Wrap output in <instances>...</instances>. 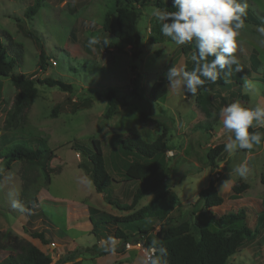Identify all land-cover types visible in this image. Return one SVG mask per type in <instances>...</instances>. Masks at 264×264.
<instances>
[{"label":"rangeland","instance_id":"1","mask_svg":"<svg viewBox=\"0 0 264 264\" xmlns=\"http://www.w3.org/2000/svg\"><path fill=\"white\" fill-rule=\"evenodd\" d=\"M35 1L38 5L36 13L33 17H25V8L33 7ZM99 1L0 0V38L19 50L21 72L40 79L49 77L72 87V93H68L36 86L37 98L24 110L26 129L8 132L4 128L5 121L13 111L17 91L9 80L0 81V147L1 144H18L35 149L36 143L31 139L43 138L53 153L47 168L50 183L36 195L38 202L35 206L29 205L22 195L27 175L31 178L35 170L31 173L24 163H13L9 170H4L0 160V262L20 244L33 243L34 240L27 235L30 231L45 233L47 244L34 241L33 246L48 255L51 264L77 261L79 257L82 258L79 264H96L91 260L96 254L86 253L84 248L102 247L104 243L106 248L122 247V243L116 240H106L113 237L116 228L113 224L104 230H96L95 235L87 232L84 222L69 225L70 205L85 201L88 207L112 217H125L149 204L155 194H146L132 212H120L107 205L102 195L94 191L85 170L79 168L80 165L84 167L87 160L75 149L81 145L90 147L92 139L101 142L106 171L117 181L104 195L121 205H129L138 184L123 181L124 166L132 159L120 150V142L126 137H136L150 143L162 133L161 128L140 123L142 111L157 117L167 128L165 157L170 171L161 192L171 189L172 196L177 199L168 219L193 223L198 216L208 229L213 230V220L245 209L244 224L254 229L257 217L264 213L261 204L264 200V141L251 150H240L236 154L225 151L218 169L213 172L204 158L207 149L225 145L231 135L223 127L219 115L222 107L234 101L246 106L264 105V35L258 30V25H264V0H246L248 14L244 17L248 16L256 24L244 22L236 37L234 55L240 70L233 65V73L240 75L242 86L218 88L212 93L211 105L207 108L210 116L199 109L194 97L182 86L174 87L169 83L168 69H184L191 56L190 52L182 53L184 45H174L166 36L162 44L152 42L151 27L159 22L152 14L155 8L140 11L138 27L143 53L137 60L131 58L129 48L121 53L103 51L98 45L89 46V39L100 34V21L109 3ZM25 30L30 31L37 41L27 37ZM40 52L48 59L45 73L36 65ZM72 68L75 70L71 71ZM162 81L168 83L166 97L158 103H148L143 90L147 93L152 84ZM110 89L117 94L120 105L111 118L105 119L107 101L104 95ZM241 96H246L247 100H241ZM209 123L212 130L206 132L205 126ZM197 125L203 128L196 129ZM245 160L250 168L248 177L241 179L234 173L229 176L231 169ZM210 178L216 180L214 186L223 203L210 210L212 215H203L197 195L207 187ZM237 183H245L248 188L234 197L230 188ZM14 202L26 210L21 211ZM158 222L145 219L132 223L131 227L119 228L132 238L135 227L151 230L156 235ZM86 224L91 228L88 221ZM239 226L231 224L230 228ZM51 243L54 248L49 249ZM129 245V248L124 246L120 254H127L124 259L108 256L97 264H147L148 257L155 250L142 243L137 248ZM227 264H264V228L260 229L253 243L245 244Z\"/></svg>","mask_w":264,"mask_h":264},{"label":"trees","instance_id":"2","mask_svg":"<svg viewBox=\"0 0 264 264\" xmlns=\"http://www.w3.org/2000/svg\"><path fill=\"white\" fill-rule=\"evenodd\" d=\"M109 3L106 6L103 18L100 21V34L96 37L100 43L95 46H100L103 51L116 50L123 53L126 48L130 52L133 60H137L142 55V37L139 33L140 11L147 8H160L167 11H175L173 8V0H107ZM100 3L105 2L100 0ZM37 1L33 7H26L24 16L29 17L36 13ZM248 12H246V15ZM245 15V16H246ZM244 22L256 24V21L243 17ZM16 22H19L16 19ZM259 28L264 25H258ZM151 40L155 45L162 44L164 36L161 33V23L156 22L151 27ZM27 37L36 40L37 38L30 32L25 30ZM169 39V38H168ZM107 40L105 46L103 41ZM168 42H172L170 39ZM182 53L190 52L191 61L189 65L184 67L185 70L191 71L194 67L192 55L195 51V42L188 43L182 47ZM158 52H156L157 54ZM158 55V54H157ZM21 54L19 50L4 43V39L0 38V81L9 80L10 84L17 91L13 111L9 113L5 121V130L8 132H17L26 129V119L24 110L30 107L32 102L37 98L36 86L45 87L48 89H59L63 92L72 93V87L65 85L59 81L46 78H38L21 72ZM209 59H212L209 57ZM48 59L43 52H40L36 62L40 72L47 70ZM75 69L72 68L71 71ZM232 71L228 75L221 73V76L215 83L206 82L203 87L198 88L197 93L192 95L194 101L200 110L206 115H209V106L211 105V95L218 88L238 87L242 86V80L239 74ZM1 90V85H0ZM168 92L167 82H155L149 90L144 91L146 101L148 103H158L163 100ZM233 96V95H232ZM107 101V108L104 113V118H111L117 111L120 101L114 90L110 89L104 95ZM241 100H247L246 96H241ZM140 123L150 126L151 128H161V135L157 136L152 142L148 143L136 137H126L120 142V150L132 160L124 166V182H135L138 184L136 193L133 194L129 205H121L113 199L105 196L106 190L112 183H117L106 171L104 157L102 153L101 142L97 139L90 141V147L84 145L75 149L82 157L87 160V164L79 168L85 170L87 178L91 182L94 191L102 195L103 201L120 212H132L142 198L153 193L154 198L146 206L139 208L125 217H112L98 209L88 207V222L92 227L91 233L95 235L96 230H104L108 225L116 226L112 239L122 243V247L114 245L106 248L104 243L102 247L86 248V253L96 254L97 257L107 256L109 254H122L126 244L136 245L142 243L146 248L155 249L152 255L147 260L159 259L160 264H227L228 260L234 256L245 244L253 243L259 235L261 228H264V213L257 217V223L254 229H250L244 224L246 210L240 209L235 214L228 213L217 220H213V230L207 228L199 217L195 216L193 223L188 221H172L169 218L170 213L177 205V199L172 196L170 190L161 192L163 183L168 176L170 167L168 159L165 157L167 137V128L155 116L141 112L139 114ZM208 123V122H207ZM205 131L212 130L209 123L205 126ZM197 125L196 129H200ZM250 129L249 131H254ZM259 130V129H258ZM35 141L36 148L31 149L22 145L14 144L12 146L2 145L0 147V160L3 163V169L9 170L13 163H24L32 173L26 177V183L23 187L22 195L27 200L29 205H37L36 195L41 188L46 187L50 183L48 175V164L53 158V153L47 147V141L43 138ZM5 146V147H4ZM224 144L217 145L205 151L204 158L211 172L218 169L219 160L224 154ZM87 165L89 168H87ZM216 180L210 178L208 185L202 189L197 195V203L201 206L203 215L210 214L212 208H217L222 205L223 199L218 194L214 186ZM248 186L245 183H237L230 190L234 197L239 196ZM264 200H262V211ZM212 215V214H210ZM145 219H155L159 221V230L156 235L152 234L151 230H142L139 227L134 228V233L130 237L119 226L131 227L132 223ZM166 222L163 224V222ZM242 223V224H241ZM231 224H240L239 227L231 229ZM107 231V229H106ZM27 235L38 240L40 244L46 245L47 240L43 231H30ZM114 249V251H113ZM0 264H51V259L48 255L43 254L39 249L28 242H24L16 248V250L7 255Z\"/></svg>","mask_w":264,"mask_h":264},{"label":"clouds","instance_id":"3","mask_svg":"<svg viewBox=\"0 0 264 264\" xmlns=\"http://www.w3.org/2000/svg\"><path fill=\"white\" fill-rule=\"evenodd\" d=\"M247 7L246 0H173L175 11L154 9L152 14L161 23L162 35L174 45L195 42L193 69H168L166 77L172 86H182L186 93L195 95L206 82L215 83L221 73L230 74L233 65H237V71L240 70L234 53L236 37L244 27L243 17ZM258 30L264 35V27ZM98 43L100 40L97 37L88 41L90 47ZM103 44L106 46L108 41L104 40ZM219 115L223 127L231 134L224 145L229 154L251 150L264 141V131L258 130L264 128V105L246 106L234 101L222 107ZM233 173L246 179L250 174L247 161L231 169L229 176ZM14 206L19 205L14 202ZM19 207L21 211L26 210L23 206ZM148 264H160V261L153 258Z\"/></svg>","mask_w":264,"mask_h":264},{"label":"crops","instance_id":"4","mask_svg":"<svg viewBox=\"0 0 264 264\" xmlns=\"http://www.w3.org/2000/svg\"><path fill=\"white\" fill-rule=\"evenodd\" d=\"M53 203H55V202H53ZM55 204H57V203H55ZM261 204H262V201H261ZM68 219H69L68 220V224L69 225L77 224L78 222H84L85 225H87V232L90 233V231L92 230V227L90 228L88 226V224H86V221H88V206L86 205L85 201L84 202H80V203H75L74 205H70V210L68 211ZM66 238L67 237H65V239ZM34 241H37L38 243H40L38 240H34ZM34 241H33L32 245L34 244ZM74 248H76V247H74ZM86 248H88V247H86ZM86 248H84V249H86ZM126 255L127 254H124V255L109 254V255L103 256V257L93 256V258L91 260H92L93 263L97 264L99 261H102L104 258H106L108 256H112L116 260H121V258L124 259ZM81 261H82V258L79 257V259H77V261L76 260H74V261L70 260V261H66L64 264H79Z\"/></svg>","mask_w":264,"mask_h":264},{"label":"built area","instance_id":"5","mask_svg":"<svg viewBox=\"0 0 264 264\" xmlns=\"http://www.w3.org/2000/svg\"><path fill=\"white\" fill-rule=\"evenodd\" d=\"M125 247H126V248H129L130 245H129V244H126ZM137 247H139L138 244H137L136 246H134V245L131 246V248H137ZM50 248H54V243H51V244H50L49 249H50ZM148 258H149V257H148ZM147 260H148V259H147Z\"/></svg>","mask_w":264,"mask_h":264}]
</instances>
